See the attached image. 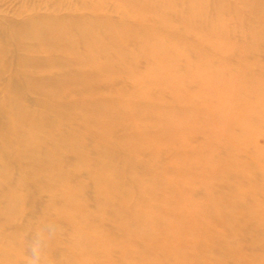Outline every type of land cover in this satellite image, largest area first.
Instances as JSON below:
<instances>
[{
	"label": "bare ground",
	"instance_id": "obj_1",
	"mask_svg": "<svg viewBox=\"0 0 264 264\" xmlns=\"http://www.w3.org/2000/svg\"><path fill=\"white\" fill-rule=\"evenodd\" d=\"M40 1L0 22V264L42 224L47 264H264V0Z\"/></svg>",
	"mask_w": 264,
	"mask_h": 264
},
{
	"label": "rangeland",
	"instance_id": "obj_2",
	"mask_svg": "<svg viewBox=\"0 0 264 264\" xmlns=\"http://www.w3.org/2000/svg\"><path fill=\"white\" fill-rule=\"evenodd\" d=\"M25 2L27 4H24ZM114 2H116V1L114 0ZM34 5H35V8H34L35 10H33L34 11V13H33L34 15L33 16L36 17V18H41V17H39V15H42V18L41 19L46 18L52 12L51 11L52 10L51 7L48 6L46 3H44L43 1H40V0H27V1L26 0H0V19H1L0 22L5 23V24H9L11 22H14V20H15V22L18 21V23H19V21L22 22L21 21L22 19L23 20L24 19H27V17L29 15H32V12H33L32 10L31 11H28V12H25V11H27V10H25V8L27 9L28 7L29 8L30 7H34ZM19 10L20 11H24L25 10V11L23 12V14H20L19 15V12H20ZM35 11L36 12L38 11V14L35 13ZM65 12H66L65 9H63V10L60 11V13H62V14H65ZM15 52L16 53H14V55H13L14 57L13 56L12 57L10 56L12 54H10V55L7 54V55H5L3 57V59L6 58V56H7L8 59L10 58L13 61L14 60L17 61V60H19V58H21V56H23L25 54V50L24 49H17V51H15ZM57 53H58L57 50L56 49H53L54 56H57ZM20 54H22V55H20ZM15 56H16V58H15ZM8 59L3 60V62L5 64H7L8 61H9V63L7 64L8 66L7 65L6 66L4 65V68H3V71H2V75H0V91L2 90L3 87H6V85L8 86L9 83H10L9 84L10 87L8 86L9 88H12L13 90H16L17 89L16 91H18V90L21 89L18 86H20L22 84L21 77H20L21 75H19V74L22 73L21 70H23L24 68H23L21 62L19 63V61H18L17 62L19 64L18 65V64H16V62H13L10 59L9 60ZM18 70H20L21 72H19ZM69 70H70V72L71 71H74V72H71V73H74V74L76 73L75 75L79 74L77 69H73L72 70V68H71ZM17 72H19V73H17ZM17 75H18V78H17ZM20 82H21V84H20ZM6 83H8V84H6ZM12 83H13V85H12ZM21 86H23V85H21ZM14 87H16V88H14ZM27 90H28V93H27ZM22 91H24V90H22ZM25 92H26V96L28 97V99H31L32 97H36L37 96V94L35 92L33 93V91H30L29 89H25ZM32 99H34V98H32ZM90 193L91 192L89 191V194ZM34 208L35 207L33 205H29L28 204L26 206V211L29 212L31 210H34ZM27 212L25 214H23V216H21L19 219H17L18 220L17 221V224L14 225V224H11V223H6V225H5L6 230H8L10 228H18V227L23 226V224L25 222V219H27V215H26ZM2 222L4 223L3 220H1L0 223H2ZM25 234H29V230L26 231ZM231 240H232V238H231ZM232 242L234 243L235 240H233Z\"/></svg>",
	"mask_w": 264,
	"mask_h": 264
},
{
	"label": "clouds",
	"instance_id": "obj_3",
	"mask_svg": "<svg viewBox=\"0 0 264 264\" xmlns=\"http://www.w3.org/2000/svg\"><path fill=\"white\" fill-rule=\"evenodd\" d=\"M55 234V226L52 224H42L37 226L31 240L28 243L29 255L27 264H47L45 249L47 242Z\"/></svg>",
	"mask_w": 264,
	"mask_h": 264
}]
</instances>
